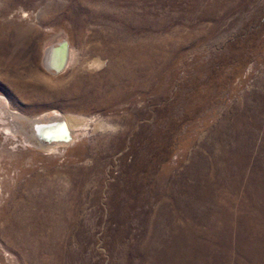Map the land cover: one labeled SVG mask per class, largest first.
<instances>
[{
	"label": "rangeland",
	"instance_id": "rangeland-1",
	"mask_svg": "<svg viewBox=\"0 0 264 264\" xmlns=\"http://www.w3.org/2000/svg\"><path fill=\"white\" fill-rule=\"evenodd\" d=\"M0 95L85 122L0 123V264H264V0H0Z\"/></svg>",
	"mask_w": 264,
	"mask_h": 264
},
{
	"label": "bare ground",
	"instance_id": "bare-ground-1",
	"mask_svg": "<svg viewBox=\"0 0 264 264\" xmlns=\"http://www.w3.org/2000/svg\"><path fill=\"white\" fill-rule=\"evenodd\" d=\"M45 53L44 61L48 69L54 68L59 70L61 67H65L70 57L68 46L66 50H63L62 47L55 50L54 46L51 45ZM99 65L100 61L98 59H95L91 64L94 67ZM0 123L13 126V128L10 126L5 127L7 135H14L16 131L20 130L24 137L34 139L39 146H45L44 141L46 138L70 139L71 131L74 127L80 126L85 122L83 123L78 117L57 110L46 111L42 114L29 117L17 110L10 109L8 100L0 95ZM23 123H28L31 125V128H25ZM58 143L60 141L56 140L54 146L58 145Z\"/></svg>",
	"mask_w": 264,
	"mask_h": 264
},
{
	"label": "water",
	"instance_id": "water-1",
	"mask_svg": "<svg viewBox=\"0 0 264 264\" xmlns=\"http://www.w3.org/2000/svg\"><path fill=\"white\" fill-rule=\"evenodd\" d=\"M52 45H53V44H52ZM53 46H54V49H55V50L58 49L59 47H62L63 50H66L68 44H67V42H66L65 40H62V41H60V42H57V43L54 44ZM63 68H64V67H61L59 70H56V69L52 68V69H49V71L57 73V72L61 71Z\"/></svg>",
	"mask_w": 264,
	"mask_h": 264
}]
</instances>
